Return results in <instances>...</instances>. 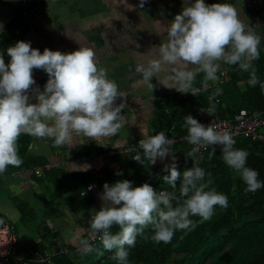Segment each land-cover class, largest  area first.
Instances as JSON below:
<instances>
[{"label": "clouds", "instance_id": "1", "mask_svg": "<svg viewBox=\"0 0 264 264\" xmlns=\"http://www.w3.org/2000/svg\"><path fill=\"white\" fill-rule=\"evenodd\" d=\"M183 3L182 11L167 27L166 41L152 45L147 51L150 59L136 65L135 71L149 89L153 92L157 86L151 82L153 77L158 84L169 87L161 77V72L168 70V79L173 82L169 88L196 96L198 90L193 87V81L197 72H203L206 81L216 82L222 65H238L240 70L250 72L248 83L253 87L259 84L264 92V82L258 79L253 67V62L260 58L262 44L257 26L242 21L238 9L231 3L206 4L205 0H183ZM144 4L145 0H139L140 8ZM133 8L131 5L129 9ZM0 31H3L2 23ZM6 53L10 57L7 64L0 53V174L9 166L22 165L18 154L22 134L52 139L54 146L71 149L77 144L74 135L93 140L107 138L118 134L124 126L126 117L122 113L127 107V93L108 78L106 69L98 66L94 49L79 47L63 53L45 48L41 53L30 41L18 40ZM189 65L194 66L195 71L189 70ZM34 69L48 75L43 91L34 87ZM219 92L217 89L213 96ZM33 99L35 103L30 102ZM211 100L212 97L206 113L213 116L216 106ZM185 123L188 129L185 139L194 146L189 157H194L201 147L219 145L224 162L240 173L247 191L255 192L264 187L258 172L246 166L249 153L234 148L236 140L231 132L206 126L192 115L185 117ZM174 144L175 140L164 131L146 135L137 146L143 155L137 151L132 159L141 165L145 162L155 165L157 159L163 161L170 156L172 163L164 165L169 174L163 180L173 189L180 182L179 197L174 192H157L148 183L134 187L127 179L103 185L99 198L104 204L88 223L99 235L105 250H116L113 258L119 264H128V248L135 246L137 236H143L145 228L152 227L153 241L169 243L176 230L195 227L190 217L199 216L207 221L213 216L215 206L228 207V197L210 189L211 180L204 182V168L194 164L183 173L178 170ZM214 155L212 147L209 158ZM89 168L90 165L85 164L70 170L87 171ZM116 175L122 172L117 171ZM93 187L89 185L88 191ZM173 200L177 201L175 207ZM114 225L119 226L115 234L110 231ZM95 250L88 239L79 240L78 251L82 256Z\"/></svg>", "mask_w": 264, "mask_h": 264}, {"label": "crops", "instance_id": "2", "mask_svg": "<svg viewBox=\"0 0 264 264\" xmlns=\"http://www.w3.org/2000/svg\"><path fill=\"white\" fill-rule=\"evenodd\" d=\"M25 1L26 6L27 3L29 6L41 4V11L30 19L23 18L21 9ZM217 2L233 4L242 21L257 26V31L262 35L260 49L264 50V8L259 6L261 9H254L251 0H205L206 4ZM131 5L134 6L132 10L129 9ZM183 6V0H145L143 8L139 7V0H0V23L3 25V31H0V53H3L6 64L10 61L6 49L18 40L30 41L31 46L41 53L45 48L68 53L79 47H90L96 53L98 66L106 69L108 78L115 80L119 89L127 93V107L122 113L126 120L118 134L94 140L74 135L77 144L71 149L54 146L52 139H38L29 135L24 152L19 154L22 159L30 157L34 160L30 164L47 160L57 164L46 170L41 178L26 170L28 166L21 165L18 167L23 168L21 171L0 179V213L8 221L9 216H12L22 224L33 225L36 232L35 237L28 236V230L18 236L14 222L10 221L16 234L15 253L28 257L24 264L37 262L29 248L45 245L48 239L41 235V231H47V227L53 226L55 232L72 245L90 228L88 220L104 204L99 198L103 191L101 184L106 181L111 183L105 173L119 167L118 156L100 157L95 153L104 151L102 148L111 143L141 140L146 135H154L155 126L151 123L158 105L168 106L171 110L179 106L181 110L179 91L169 88L173 82L168 79V70L161 72V77L169 87L158 84L153 77L151 82L157 86L152 92L135 69L138 63H146L150 59L147 51L152 45L166 41L167 27ZM225 67L222 65V69ZM188 68L195 71L194 66L189 65ZM33 76L36 82L34 87L43 91L47 73L34 69ZM201 77L205 78V74L197 72L193 87ZM211 82L201 81L199 88H209ZM167 89L174 90V97L163 100ZM30 102L36 101L33 99ZM164 107L163 111L170 114ZM180 118L183 119L179 125L182 134L185 132L182 126L185 119L181 113L173 126L176 127ZM170 121L172 125L171 117ZM96 144L100 146L99 151L94 149ZM167 161L169 157L163 161L157 159L155 165ZM85 164L90 165L87 171L70 170ZM61 168L93 176L94 187L88 191V185L80 183L82 176L78 177L75 187L58 192L57 188L63 181L59 180ZM7 170L11 169L8 167ZM38 236L42 238L40 242H36Z\"/></svg>", "mask_w": 264, "mask_h": 264}, {"label": "trees", "instance_id": "3", "mask_svg": "<svg viewBox=\"0 0 264 264\" xmlns=\"http://www.w3.org/2000/svg\"><path fill=\"white\" fill-rule=\"evenodd\" d=\"M258 1L260 7L264 8V0ZM260 53V58L253 62V67L256 69L258 79L264 82V50L260 49ZM225 68L221 70L226 71L227 77L221 79L218 72L219 80L209 88L200 89L199 84L205 81V78L197 79L194 86L198 90L196 96L191 93H178L182 105L179 116L181 113L184 119L187 115L196 118L195 108L203 105L210 106V97L220 117L230 118L240 108H246L252 112L261 111L264 115V92L261 91L259 84L253 87L248 83L250 72L240 70L238 65H226ZM217 89L220 90L219 95H216L219 100L215 101L212 94ZM163 107V105H158L156 114H154L155 117L151 123L155 126L153 133L164 131L168 136L180 135L182 130L179 129V125L183 119L180 118L176 127H170L172 114L165 113ZM28 138L29 135L26 134L19 137L18 154L24 152ZM234 139L236 140L234 148L243 149L249 153L246 166L256 170L259 174L258 179L264 184V142L244 136H236ZM212 147L215 148V155L209 158ZM94 149L99 151L100 146L96 144ZM103 149H107V146ZM187 149L186 140L176 141L173 145V151L179 156V162L176 163L178 170L183 173L185 169L194 164L204 168L206 172L204 182L211 180L209 188L228 197V207L215 206L213 216L207 221H202L199 216L190 217L195 227L191 230H176L169 243L153 241L151 239L152 227L145 228L143 236H137L135 246L128 248V264H264V187L255 192L247 191V185L240 173L224 162L219 145L207 146L197 152L194 157L188 156ZM114 156L119 158L118 169L105 173L111 181L110 184L117 180L127 179L132 181L135 187L139 185L141 178L150 176L148 184L155 191L159 192L160 188H165L168 192H174L177 197L180 196L179 181L177 187L173 189L163 180V177L169 174L167 171L155 172L156 165L150 166L147 162L141 165L132 159L134 155L117 154ZM22 160V165L28 167L31 165L30 161H34L30 157ZM9 169H12V166H9ZM59 171V177H61L59 180L63 181L62 185L57 188L58 192L75 187L79 181L78 177L83 176L80 181L83 186L94 181V177H90L85 172L74 173L62 168ZM117 171H121L122 175L117 176ZM172 203L173 207L177 206L176 200ZM161 207L163 208L162 205ZM47 229L49 230V227ZM48 230L43 232L46 237H48ZM110 231L113 234L117 233L119 226L114 225ZM90 243L96 249L92 253L82 256L78 249L71 251L72 246H75L71 244L68 246L70 252L54 254L50 256V260L52 264H119L113 258L116 250H105L100 238ZM46 248L47 245H43L41 251ZM35 264H49V262L37 261Z\"/></svg>", "mask_w": 264, "mask_h": 264}, {"label": "built area", "instance_id": "4", "mask_svg": "<svg viewBox=\"0 0 264 264\" xmlns=\"http://www.w3.org/2000/svg\"><path fill=\"white\" fill-rule=\"evenodd\" d=\"M24 6L21 9V16L25 19H30L32 16H35L38 14L41 9L42 5L37 4L33 6H29L26 1L24 2ZM251 6L254 9L260 8V3L258 0H251ZM219 76L221 79L226 78L227 74L225 70H221L219 72ZM215 82H211L210 87L214 85ZM174 90L173 89H167L162 99H172L174 97ZM214 94V93H213ZM212 94V96H213ZM215 101H218L219 98L215 95L213 96ZM176 110H171L168 106H165L164 109L172 114L173 124L171 127H173L174 123H176V119L179 116L180 108L179 106L176 107ZM209 106H197L194 110V115L196 119L201 122L204 125H213L217 127L218 130H227L233 134V137L236 136H244L250 139H255L259 141L264 142V115L259 112H252L246 108H240L232 117H220L216 112L213 116L208 115L207 109ZM259 113V115H257ZM182 126L185 128V132L180 135L175 136H169V138L174 139L175 142L179 140H186L185 137L188 134V129L186 126V123L183 122ZM145 138V137H144ZM187 141V140H186ZM139 140H127L122 141L120 143H111L107 145V149H105L102 152L95 153L96 155H99L100 157H111L117 154H124L125 156H132L136 155L137 151L140 152L141 150L137 148ZM194 146L188 143V149L187 154L192 150ZM206 147H201L199 149L202 150ZM135 149V150H133ZM198 151V152H199ZM176 156V163L179 162V157ZM172 163V159L169 156V161L162 163L156 167L155 172H162L165 171L164 165ZM57 163L51 160L38 162L31 164L26 170H28L30 173L35 175L36 177H43L46 170H49L52 166L56 165ZM23 168H13L11 170L5 171V173L0 174V179H4L9 174H14L15 172L21 171ZM155 174V173H154ZM150 176H146L144 178H141L139 180V185H142L143 183H148L150 180ZM109 185L110 182L106 181ZM94 182L88 184L93 185ZM167 191L165 188H160L159 191ZM44 231H41V235H43ZM44 236V235H43ZM42 236V237H43ZM83 236V235H82ZM79 237L77 242L75 243V246H72L71 251H76L79 248V240L81 239H88L90 241H94L99 238V235L94 233L91 228L87 229L84 233L83 237ZM42 238L38 236L36 238V242H40ZM48 241L44 244L47 245L46 249H42V246L39 247H30L29 251L31 252V255L34 257L36 261H47L49 264H52L50 260V256L57 254V253H67L70 252V249L68 246L69 241L66 238L61 237L58 233L55 232V229L53 226H49L48 230ZM15 245H16V234L13 227V224L8 221L4 215L0 213V264H24L26 260L28 259L25 255H20L15 253Z\"/></svg>", "mask_w": 264, "mask_h": 264}, {"label": "rangeland", "instance_id": "5", "mask_svg": "<svg viewBox=\"0 0 264 264\" xmlns=\"http://www.w3.org/2000/svg\"><path fill=\"white\" fill-rule=\"evenodd\" d=\"M9 220L14 222L15 229L17 231L18 236L21 235V233L24 232V230H28V236L35 237L36 232L34 230L33 225L30 226L31 224H29V223H23L22 224L20 220L15 219L12 216H9Z\"/></svg>", "mask_w": 264, "mask_h": 264}]
</instances>
